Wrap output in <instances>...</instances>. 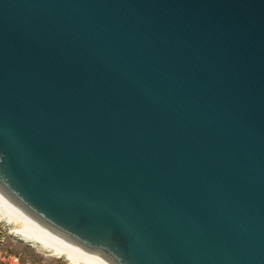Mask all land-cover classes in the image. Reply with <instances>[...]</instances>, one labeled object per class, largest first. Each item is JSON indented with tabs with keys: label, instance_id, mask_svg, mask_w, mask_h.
<instances>
[{
	"label": "water",
	"instance_id": "1",
	"mask_svg": "<svg viewBox=\"0 0 264 264\" xmlns=\"http://www.w3.org/2000/svg\"><path fill=\"white\" fill-rule=\"evenodd\" d=\"M0 192L109 264H264V0H0Z\"/></svg>",
	"mask_w": 264,
	"mask_h": 264
},
{
	"label": "bare ground",
	"instance_id": "2",
	"mask_svg": "<svg viewBox=\"0 0 264 264\" xmlns=\"http://www.w3.org/2000/svg\"><path fill=\"white\" fill-rule=\"evenodd\" d=\"M0 223L8 227L10 240L26 245L45 263L109 264L101 255L62 239L17 208L0 192Z\"/></svg>",
	"mask_w": 264,
	"mask_h": 264
},
{
	"label": "rangeland",
	"instance_id": "3",
	"mask_svg": "<svg viewBox=\"0 0 264 264\" xmlns=\"http://www.w3.org/2000/svg\"><path fill=\"white\" fill-rule=\"evenodd\" d=\"M8 227L0 226V264H49L26 245H17L10 240ZM50 264H63L61 261Z\"/></svg>",
	"mask_w": 264,
	"mask_h": 264
},
{
	"label": "built area",
	"instance_id": "4",
	"mask_svg": "<svg viewBox=\"0 0 264 264\" xmlns=\"http://www.w3.org/2000/svg\"><path fill=\"white\" fill-rule=\"evenodd\" d=\"M3 225L2 223H0V226Z\"/></svg>",
	"mask_w": 264,
	"mask_h": 264
}]
</instances>
